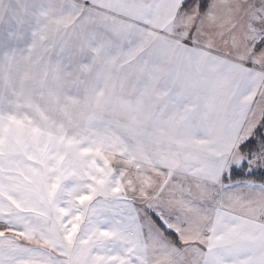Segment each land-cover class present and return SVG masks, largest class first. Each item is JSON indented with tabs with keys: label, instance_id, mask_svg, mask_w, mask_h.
I'll list each match as a JSON object with an SVG mask.
<instances>
[{
	"label": "snow or ice",
	"instance_id": "obj_1",
	"mask_svg": "<svg viewBox=\"0 0 264 264\" xmlns=\"http://www.w3.org/2000/svg\"><path fill=\"white\" fill-rule=\"evenodd\" d=\"M0 264H264V0H0Z\"/></svg>",
	"mask_w": 264,
	"mask_h": 264
}]
</instances>
